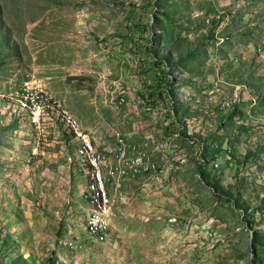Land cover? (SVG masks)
Masks as SVG:
<instances>
[{
  "label": "rangeland",
  "instance_id": "374dc122",
  "mask_svg": "<svg viewBox=\"0 0 264 264\" xmlns=\"http://www.w3.org/2000/svg\"><path fill=\"white\" fill-rule=\"evenodd\" d=\"M0 264H264V0H0Z\"/></svg>",
  "mask_w": 264,
  "mask_h": 264
},
{
  "label": "bare ground",
  "instance_id": "6f19581e",
  "mask_svg": "<svg viewBox=\"0 0 264 264\" xmlns=\"http://www.w3.org/2000/svg\"><path fill=\"white\" fill-rule=\"evenodd\" d=\"M34 115H35V105H34ZM33 115V120H34ZM43 116V114L39 115V119ZM61 122L66 126V129L75 135V138L78 142V157L82 160H86L90 165L92 170L94 171L92 183L90 185L89 193L87 196V203L91 207V215L89 218L88 231L92 236H98L105 229L104 218L107 213V209L112 206L110 195L107 191L105 179H104V170L103 167H106L110 170L111 174H114V168L110 165L105 157L99 154L97 151L92 139L89 136H86L83 131L75 129L73 120L69 116V114L61 115ZM82 135V139L79 134ZM87 134V133H86ZM89 135V134H88ZM83 141H89L92 152L87 144H84ZM105 169V168H104ZM106 171V169H105ZM117 173V172H116ZM110 180V179H109ZM105 189V191L103 190ZM110 210V209H109ZM109 220V218H107ZM107 224V223H106ZM103 233V232H102ZM96 238V237H95Z\"/></svg>",
  "mask_w": 264,
  "mask_h": 264
},
{
  "label": "built area",
  "instance_id": "2783aa9c",
  "mask_svg": "<svg viewBox=\"0 0 264 264\" xmlns=\"http://www.w3.org/2000/svg\"><path fill=\"white\" fill-rule=\"evenodd\" d=\"M39 111H40V110H38V106L35 105V115H34V120H37V124H38V119H39ZM77 133H78V132H77ZM78 134H79L81 140H83V139H82V135H81L80 133H78ZM83 143L88 145V147L90 148V152H91V153H96V152H92V149H91V146H90L89 141H83ZM145 174H147V171H145ZM103 190L105 191V189H103ZM108 213H109V209H107V214H108Z\"/></svg>",
  "mask_w": 264,
  "mask_h": 264
},
{
  "label": "trees",
  "instance_id": "16d2710c",
  "mask_svg": "<svg viewBox=\"0 0 264 264\" xmlns=\"http://www.w3.org/2000/svg\"><path fill=\"white\" fill-rule=\"evenodd\" d=\"M204 181H205V183H206L208 186L213 187L214 190L217 191L216 188H215L214 186H212L213 184H211V182H210L208 179H205ZM216 185H217V187H218L219 184H216Z\"/></svg>",
  "mask_w": 264,
  "mask_h": 264
}]
</instances>
